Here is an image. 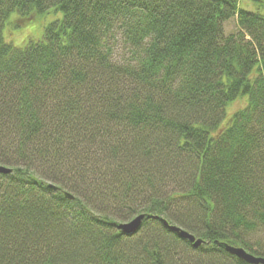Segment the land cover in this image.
I'll list each match as a JSON object with an SVG mask.
<instances>
[{
    "label": "trees",
    "instance_id": "trees-1",
    "mask_svg": "<svg viewBox=\"0 0 264 264\" xmlns=\"http://www.w3.org/2000/svg\"><path fill=\"white\" fill-rule=\"evenodd\" d=\"M50 9L42 39L5 40L12 13ZM0 165V264H251L220 242L264 257V14L0 0Z\"/></svg>",
    "mask_w": 264,
    "mask_h": 264
},
{
    "label": "rangeland",
    "instance_id": "rangeland-1",
    "mask_svg": "<svg viewBox=\"0 0 264 264\" xmlns=\"http://www.w3.org/2000/svg\"><path fill=\"white\" fill-rule=\"evenodd\" d=\"M238 1L240 6L264 14V0L261 1L238 0ZM61 17H62V13L60 11L50 9L46 13L35 15V17L24 23V20L19 19L18 14L14 12L9 16V18L5 22V26L3 29L5 40L10 42L12 45L19 47L26 45L29 41L40 40L43 38L45 26L49 22L55 19H60ZM236 27H237L236 19L234 17L230 18L224 23L225 33H230L234 31ZM246 101H247V97L242 96L236 99L235 101H233L232 103H230L226 108L227 113L223 124L226 123L228 117L232 113L242 108L246 104ZM258 242L261 244L262 247H264V238H259Z\"/></svg>",
    "mask_w": 264,
    "mask_h": 264
},
{
    "label": "water",
    "instance_id": "water-1",
    "mask_svg": "<svg viewBox=\"0 0 264 264\" xmlns=\"http://www.w3.org/2000/svg\"><path fill=\"white\" fill-rule=\"evenodd\" d=\"M0 172L9 173V172H11V168H8L4 165H0ZM47 187L51 188V189H57V186L51 182L47 183ZM64 195L70 199H72L74 197L73 194H71L68 191H64ZM143 217H144V215L140 214V215L133 217L129 221L122 222L119 224V229H121L122 232L127 234V235L134 234L139 229V226H140V223H141V220ZM170 227L173 230L178 231L181 236L188 238L192 242L194 247H198L203 242V240L201 238L196 237L192 233H190V232H188L182 228H178L177 226H174V225H171ZM219 245L224 247L230 253L238 256L239 258H242L243 260H245L251 264H264V257L255 256V255L245 251L241 247L232 246V245L224 243V242H220Z\"/></svg>",
    "mask_w": 264,
    "mask_h": 264
}]
</instances>
